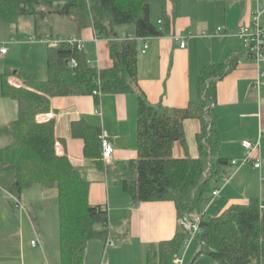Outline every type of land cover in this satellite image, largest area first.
I'll return each instance as SVG.
<instances>
[{
    "label": "trees",
    "instance_id": "16d2710c",
    "mask_svg": "<svg viewBox=\"0 0 264 264\" xmlns=\"http://www.w3.org/2000/svg\"><path fill=\"white\" fill-rule=\"evenodd\" d=\"M167 24L181 16L182 0H156ZM150 0H0V22L15 23L21 16L35 18L40 41L52 35L39 34V19L51 14L71 18L74 36L91 29L98 39L108 42L110 66L97 69L88 62L77 44L62 43L47 52V78L38 82L30 74L6 71L1 75L0 96L16 103L17 116L0 126V172H12L14 178L6 192L15 198L39 185L57 191L59 216V261L57 264H84L91 241L106 242L109 219L106 210L89 204L90 183L69 159L55 152V121L38 122L48 114L55 98L91 96L98 104L102 95H137L136 162L128 163L120 181L121 189L136 203L169 201L182 219L199 214L203 196L227 167L219 157L220 134L213 108L216 84L236 65V59L222 64L205 65L198 77L199 99L184 109L150 105L139 89L137 58L139 39L163 35L160 23L150 20ZM134 25V38L123 40L115 27ZM264 26V25H263ZM59 37V36H57ZM185 38V37H184ZM76 67L68 66L71 60ZM9 77L19 79L23 87L8 84ZM97 92V95H94ZM199 120L197 135L199 157L174 159L173 144L184 145L183 122ZM72 136L84 142V158L99 169L101 159L100 130L80 120L71 126ZM13 204V203H12ZM257 199L248 205H233L217 218L201 215L199 251L193 261L204 255L216 264H264V211ZM179 221V220H178ZM180 225V224H179ZM187 238L182 226L169 241L147 250L145 264H176L181 259Z\"/></svg>",
    "mask_w": 264,
    "mask_h": 264
},
{
    "label": "crops",
    "instance_id": "0c3cea01",
    "mask_svg": "<svg viewBox=\"0 0 264 264\" xmlns=\"http://www.w3.org/2000/svg\"><path fill=\"white\" fill-rule=\"evenodd\" d=\"M261 2L257 0L256 3ZM228 3H230L228 0H182L181 16L170 24L165 22L161 12L155 18L156 23L162 26L164 33L161 37L151 39L144 54L139 52L137 74L139 89L150 105L184 109L189 103L199 99L198 77L205 65L222 64L237 57L233 70L216 84V100L213 108L221 141L219 157L228 161L229 164L230 160L239 161L245 156L246 150L242 147V142L254 143L259 130L264 128V77H260L263 84L257 86L259 72H264V61L257 66L243 42L236 36L239 26L251 21L252 12L257 4L254 7L251 1L245 0L242 1L244 4H240V8L234 9L232 6L227 7ZM13 24L17 26V40H11L19 42L18 23ZM218 24L224 27L220 30V35H216L214 30ZM262 25H264V19H262ZM34 32H36L35 24ZM35 36L38 37L37 34ZM134 36L127 37L134 38ZM63 37L76 39L84 52L85 46L92 44L86 42L92 41L95 44L96 66L93 62L90 64L97 69L110 66L107 40L100 41L91 29L83 30L79 37H75L74 34ZM175 37H181L184 48L180 47L182 41ZM140 49L141 44L138 46V50ZM8 54L7 48V53L0 54V58L7 57ZM7 82L16 88L23 87L22 82L15 77H9ZM0 108L7 109L9 115L14 117L12 120L16 118L17 107L14 101L0 96ZM12 109L15 114H11ZM136 113L137 95L129 93L102 95L98 104H95L91 96L55 98L50 101L49 113L37 117L38 122L55 121L56 154L65 155L90 183L89 204L101 207L107 212L110 238L113 243L114 240H118L119 249L108 254L107 262L105 255L109 249L104 250L100 264H112L113 254H125L128 257L130 251L135 254L139 252L138 256L147 254L151 246L171 240L180 231L179 218L172 202L134 204L120 187V181L127 171L128 163L138 160ZM80 120L105 132L112 142L114 152L105 169H99L93 162L85 159L83 140L72 136L71 126ZM2 125L4 124L0 126ZM182 128L184 145L179 142L174 143L172 157L197 159L199 157L197 135L200 132L201 123L196 119L185 120ZM260 155L261 171L254 169L251 164L243 166L229 164L224 168L220 177L222 180L229 181L226 185L222 183L221 188L216 187L220 191L219 198L216 199L219 200L218 214L221 215L233 205L246 206L252 199H257L260 206L264 207L262 185L260 184V189L253 190L247 188V183L242 185L244 174L248 175V170L256 174L254 175L255 183L258 184V179L262 182L264 142L260 146ZM249 165L253 167L252 170L248 167ZM229 166L234 169L231 175H227L226 172ZM6 173L12 172H2L0 176ZM5 190L0 187V194ZM5 193L8 199L0 195V211L4 209L6 213L4 220L3 216H0V264H27L23 248L24 238L28 235V227H25L28 223L26 221L28 217L25 216L26 209L32 208L29 214L33 216L37 225V215L33 207L35 199L47 201L49 198L52 199V196L56 199L57 191L33 185L18 198L22 209L15 210L12 208L10 210L8 205V203L11 205L10 195ZM32 230L35 238L39 239L38 254L43 257L46 264H57L59 257L54 258V262L47 260L45 249L48 248V244L42 230L38 225L36 230L34 228ZM89 244H92V241ZM101 244L104 245L101 242L92 246L97 259L102 250ZM114 247L115 245L112 248ZM122 250H125V253H122ZM86 257L85 254L84 264H86Z\"/></svg>",
    "mask_w": 264,
    "mask_h": 264
},
{
    "label": "rangeland",
    "instance_id": "374dc122",
    "mask_svg": "<svg viewBox=\"0 0 264 264\" xmlns=\"http://www.w3.org/2000/svg\"><path fill=\"white\" fill-rule=\"evenodd\" d=\"M230 3H228L227 7L232 6L234 9L240 8V4L242 1L245 0H228ZM251 1L252 6H256L257 0H248ZM262 1V0H261ZM149 9H150V20L153 23H156L157 20L155 17L160 15L161 8L159 3L156 0H150L149 2ZM229 9V8H228ZM156 14V15H155ZM18 25V34H19V42H12L11 39H16V24L11 23H1L0 22V45H5L6 48H8V56L0 58V82H1V75L5 73L6 71L10 72H19L21 74H30L34 77V79L38 82L45 81L47 78V68H46V60H47V52L49 50L48 46L38 42L39 39L36 38L34 32V24H35V18L33 16H21L17 20ZM39 25V34L41 35H52V38H57V36H70L74 34V27L71 24V18L68 16H63L59 14H51L43 19H39L38 21ZM217 26L219 29L223 30V26L218 24L216 27H214L216 30ZM115 35L118 37V39L123 40L127 36L135 35V26L134 25H121L115 27ZM220 35V33H219ZM237 36V32H236ZM104 39L100 38V41H103ZM86 43H92L91 45L88 44L85 47V54L87 57L88 62H93L95 64V44L93 42H86ZM90 45V46H89ZM11 101V100H9ZM12 105V104H11ZM13 107V106H12ZM11 110V109H10ZM11 114L13 113V109L11 111ZM16 116V115H15ZM14 117L10 116L7 109L0 108V125L10 122ZM106 165V163H105ZM252 170V166H248ZM232 167L227 168V175H231L233 172ZM2 173V172H0ZM264 174V170L262 171ZM248 175L244 174L242 185L248 184V189H260V184L262 185L263 194H264V181L260 182L258 179V184L254 181V175L252 174V171L248 170ZM12 173H6L1 174L0 176V187L3 188V190L7 189L10 185V180L13 178ZM222 185V177H219L217 182L212 186L221 188ZM5 188V189H4ZM6 192V190H5ZM5 192H1V196H5L8 199V196ZM6 194V195H5ZM55 196H52V199L43 200V199H35V204H33L35 213L37 215V225L42 230V234L46 238V243L48 244V248L46 250V256L47 260L50 262H54V258L58 259L59 257V216H58V205H57V198H54ZM258 199L259 196H257ZM264 198V196H263ZM11 205L6 201L9 205L10 210H15L11 198L9 197ZM213 199L211 193L208 192L203 196V200L200 203V209L199 214H193L191 215H202L207 219L217 218L220 213L219 212V200ZM212 201V202H211ZM215 201V202H214ZM28 207V206H27ZM12 208V209H11ZM31 207L26 209L25 216L28 217L26 221L28 223L25 224V227H28V235L24 238L23 242V248H24V257L26 258L27 264H46L43 257L39 255L40 248L37 247H31L30 243L31 240H36L35 234L33 232V228L36 230V222L33 218V216L30 213ZM5 210L2 209L0 211V216H3L2 219H5ZM31 224H30V222ZM5 223L8 222L5 220ZM33 228H32V227ZM115 235V234H114ZM101 241L96 240L92 241V244H89L86 251V264H100V260L102 259V253H104V245H102V250L99 254V260L96 258L94 252L92 251L93 245L100 244ZM114 248H109L108 253L105 255V261L109 259L108 254L113 251H117L119 249V242L118 240H114ZM95 247V246H94ZM199 244L197 240L191 241L188 248L183 250L182 253V262L181 264H216L213 260L209 259L208 257L204 255H199L194 261L193 258L195 257L197 251L199 250ZM91 249V252H90ZM122 253H125V250L121 251ZM120 253V252H119ZM118 253V254H119ZM139 252L133 253V251H130L129 257L125 254H113L114 259L112 264H145L146 263V253H143L142 255L138 256ZM98 260V261H97ZM122 262V263H121Z\"/></svg>",
    "mask_w": 264,
    "mask_h": 264
},
{
    "label": "built area",
    "instance_id": "2783aa9c",
    "mask_svg": "<svg viewBox=\"0 0 264 264\" xmlns=\"http://www.w3.org/2000/svg\"><path fill=\"white\" fill-rule=\"evenodd\" d=\"M262 19H264V0L261 3H257V7L252 12L251 21L239 26L237 30V37L243 42L247 52L253 57L257 66L260 65L261 62L264 61V26L262 25ZM219 28L216 29L215 34L219 35L220 33ZM175 39L182 41L181 37H175ZM141 44V49L139 52L144 54L150 45L151 39L149 38H142L138 40ZM40 42L46 44L48 48L55 49L62 43H70V44H77L79 50L82 49L81 45L78 41L74 38L66 39L64 37H57L52 39H42ZM181 48H184L183 41L180 44ZM7 53V48L4 45H0V54L5 55ZM70 67H76V61L71 60L67 63ZM260 77H264V72H259V78L257 79V86L263 84L260 81ZM97 92H94V95H97ZM99 141L101 145V159L104 163L108 164L112 158L114 147L108 136L105 132L101 131L99 135ZM264 142V128H261L258 132L257 140L252 143L250 141H243L242 147L246 150L245 156L237 160H230L229 164L231 166L235 165H246L251 164L254 169L261 171V155H260V146L261 143ZM262 181H264V177L261 176ZM228 179H223L222 183L226 185L228 183ZM220 191L215 189L212 191V201L213 199L219 198ZM12 198V203L15 209H22L21 204L19 203L18 199L10 196ZM211 201V202H212ZM260 212L264 211V207L260 206ZM200 222H201V215L196 216H189L179 219V224L182 226L184 232L187 235V238L183 244V250L187 249L191 241L195 240L196 237L200 234ZM31 247L39 246V239L31 241ZM105 250L112 248L114 243L112 239L108 236L106 242L104 243ZM182 257L179 259L176 264H181Z\"/></svg>",
    "mask_w": 264,
    "mask_h": 264
}]
</instances>
